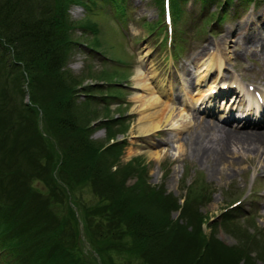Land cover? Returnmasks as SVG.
Returning <instances> with one entry per match:
<instances>
[{
    "label": "rangeland",
    "instance_id": "rangeland-1",
    "mask_svg": "<svg viewBox=\"0 0 264 264\" xmlns=\"http://www.w3.org/2000/svg\"><path fill=\"white\" fill-rule=\"evenodd\" d=\"M242 1H224L225 7L221 12L223 0H176L178 10L175 12L170 5L172 20L167 31L160 6L154 0H116V5L107 0H88V3H80L78 12L73 7L70 9V18L74 23L72 38L78 45L72 50L65 68L77 80L76 105L80 113L77 124L89 125L86 133L92 145L100 146L110 143V139L116 140L114 146H110L102 154V158L106 163L110 162V169L116 171V179L118 178L125 190L128 188L126 194L139 195L143 209L165 215L160 209L162 202L174 199L165 205L168 206L165 210L170 221L166 225L165 242L172 247L181 249L196 246L198 234L206 239L205 236L209 233H215L219 240L233 245L248 240L245 237L238 241L234 236L239 230L245 229L248 234L255 232L259 241L262 240L263 245L256 244L257 249L264 248V197L261 195L264 191V172L257 171L255 167L258 164L242 152L225 153L215 162L213 158L202 160L192 153L191 148L194 145H185L181 151L176 149V145L187 132L194 131L195 127L199 128L193 125L194 122L202 119L223 124L225 117L230 114V108L235 113H242V104L237 102L238 96L231 98V95L243 96L246 105H255L257 109L259 107L255 100L249 101L246 88L248 84L254 85L263 96L264 76L258 69L261 68L264 74V18L258 17L256 13L264 6V0ZM157 20L163 27L156 25L151 30ZM241 20L248 21L251 34L254 35L257 30L261 32L257 36L262 41L261 46L255 38L245 40L235 33ZM251 21L253 29L250 28ZM82 24H86V27H81ZM94 26L97 32L93 30ZM125 28L131 36L122 32ZM205 43L210 48L204 58L208 60L209 56L218 55L220 68L212 66V71L206 76V83H196V74L202 69L199 67L197 70L200 62L190 63L189 77L185 73L174 77L173 68L188 62ZM216 43L219 44L218 47H215ZM6 57L9 63V56ZM139 62L143 63L146 77L152 76L148 79L150 85L157 83L166 90L171 87L172 92L180 98L183 97V88H189V83L193 85L191 88L195 89L200 85V90L206 89L208 96L204 101L193 103L191 109L186 111V117L182 120L189 123L176 134V139H172L175 130L164 122L160 129L150 134L136 132L138 113L132 109L135 103L130 99L134 92L132 75ZM219 84L226 85L227 89L236 93L219 89L213 98L207 87L211 85L216 89ZM13 97L28 103L29 89L13 68L10 72L2 68L0 105L8 101V105H13L16 102ZM177 104L175 102L173 106ZM261 104L264 105V101ZM156 108L158 105L153 110ZM175 119L180 121L179 117ZM38 128L41 130V123ZM118 139L122 140L117 141ZM11 140L13 138L7 139L5 148L9 149ZM232 150L236 151L233 146ZM18 151L27 154V150L21 146ZM153 152H157V156L149 154ZM18 160L21 167H25L24 157H19ZM79 174L84 175L81 172ZM9 177L20 179L15 175ZM54 182L59 185L55 177ZM28 183L32 188L52 192L39 179H28ZM202 184L206 191L204 197L198 201V187ZM158 188L162 190H156ZM24 194L26 188L20 180L6 178L0 181V200L22 213H17L18 222L21 219H31L26 216L25 203L20 198L21 195L24 198ZM74 194L86 205L94 204L98 199L86 185L76 189ZM52 199L56 200L54 209L65 203H58V196H52ZM178 206H182L181 213L177 212ZM198 208L203 214L200 219L197 217ZM188 209L193 214H187ZM228 216L233 221L225 223L224 218ZM171 219H176V222L172 223ZM176 225L192 231L198 227L197 236L188 237L179 233ZM15 231L14 228L5 233L4 241L0 237V264H25L29 260L34 261L28 259L32 249L29 246L30 240L24 237L23 231ZM82 242L86 253L100 259L99 264H104L101 255L107 261L110 257V264H141L119 251H105L102 248L98 252L83 239ZM251 247L255 249L254 245ZM251 255L256 256L254 252ZM260 259L255 258L253 261L262 264Z\"/></svg>",
    "mask_w": 264,
    "mask_h": 264
},
{
    "label": "trees",
    "instance_id": "trees-1",
    "mask_svg": "<svg viewBox=\"0 0 264 264\" xmlns=\"http://www.w3.org/2000/svg\"><path fill=\"white\" fill-rule=\"evenodd\" d=\"M86 1L0 0V74L2 68L9 72L13 68L17 76L27 81L29 89L28 103L13 97L16 101L13 105H8L9 101L0 105V181L8 178L24 184L26 194L20 198L25 203L26 216L32 219L16 221L17 213H22L0 200L1 239L4 241L5 233L14 228L15 232L23 231L32 247L28 259L34 260L25 264H99L83 249L80 232L98 252L102 248L119 251L141 264H257L255 258H261L264 264V248L258 250L256 245H263L262 240L245 229H238L234 236L238 241L245 237L248 240L233 245L225 244L215 233H209L206 239L198 234L196 246L180 249L169 245L165 242L166 225L170 222L165 205L174 199L162 202L160 209L165 215L143 209L139 195H127L128 188L125 190L116 179V171L110 169V162L102 158L115 142L99 150V145L88 140V124H77L80 115L76 105L77 80L65 68L78 45L72 38L74 23L68 9ZM173 5L177 11L176 0ZM93 30L97 32L95 26ZM8 138H13L9 149L4 147ZM19 146L27 154L18 151ZM19 157H24L25 167H21ZM55 168L61 187L54 182ZM24 177L41 180L52 192L32 188ZM85 185L97 195L94 204H82L79 196L75 197V190ZM198 191L200 201L206 191L204 184ZM52 196H58V203H65L54 209L56 200ZM202 215L197 211L198 219ZM224 221L233 220L228 216ZM175 228L188 237L197 236L198 227L193 231L178 225ZM101 257L104 264H110V257L109 261Z\"/></svg>",
    "mask_w": 264,
    "mask_h": 264
},
{
    "label": "bare ground",
    "instance_id": "bare-ground-1",
    "mask_svg": "<svg viewBox=\"0 0 264 264\" xmlns=\"http://www.w3.org/2000/svg\"><path fill=\"white\" fill-rule=\"evenodd\" d=\"M256 15L258 17L263 16L264 18V6L257 11ZM250 28L253 29L252 21ZM248 29V21L241 20L238 27L235 28V33L245 38V40L255 38V41L261 46L262 41L257 37L261 32L257 30L253 35L249 32L250 29ZM216 44L215 47H218L219 44ZM209 48L206 43L202 45L201 49L191 56L188 62L181 63L177 68H173V76L177 77L183 73L188 74L189 66L200 62L197 70H199V67H202V69L196 74V83L199 81L206 83V76L212 70V66L215 65L219 69L221 65V61L217 58L218 55H211L208 60L204 58ZM142 66V62L136 64L134 67L135 72L132 75L134 92L130 100L135 103L132 109L138 113L136 132L138 134L143 133L142 135L150 134L152 131L160 129V125L164 122L175 130V135L172 136V139H176L178 138L176 134H179L181 129L189 123V121L184 122L182 120L186 117V111L191 109L193 103L202 102L207 95L205 92L200 91L199 86L195 89L191 88L192 84L190 83L188 84L189 88H183L182 98L172 92L171 87L166 90L159 87L157 83L150 85L148 79H151L152 76L146 77L145 70H143L144 66ZM258 71L263 73L261 68ZM210 87L211 85L208 89ZM175 102L178 104L173 106ZM156 105H158V108L153 110ZM247 111H245V117L236 118L230 108L228 113L231 114L226 117L225 123H232L241 119L240 123L231 126H227L224 123L219 124L211 120L202 121V119L194 122L193 125L199 126V128L195 127L194 131L187 132L181 138V142L176 145V149L181 151L182 149L184 150L185 145H194L191 148L192 153L202 160L213 158L215 162L225 153L237 152V154H240L242 152L247 155V158L253 159L258 164L255 167L257 171L264 172V107H260L257 110L256 117L258 116L259 118L256 120L251 119L250 115L252 113ZM176 117L180 118L179 122L175 119ZM232 146L236 151L232 150ZM149 154L157 156L158 153L153 152ZM212 170H215V168H212ZM261 195L264 197V191Z\"/></svg>",
    "mask_w": 264,
    "mask_h": 264
}]
</instances>
